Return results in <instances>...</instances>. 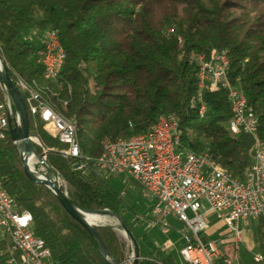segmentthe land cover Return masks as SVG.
Masks as SVG:
<instances>
[{"label":"trees","instance_id":"16d2710c","mask_svg":"<svg viewBox=\"0 0 264 264\" xmlns=\"http://www.w3.org/2000/svg\"><path fill=\"white\" fill-rule=\"evenodd\" d=\"M47 29L57 30L66 54L55 81L42 76L41 45L26 38L28 32ZM223 49L229 55L228 79L242 89L258 119L255 136L227 131L231 111L225 89L202 92V115L198 103L190 106L198 95L194 56ZM0 58L13 80L43 87L40 96L75 120L88 165L104 140L142 133L159 116L176 119L177 150L207 152L220 169L238 178L251 164L249 150L256 140L264 143V0H0ZM21 95L29 133L42 144L35 151L65 181L69 200L84 209L115 213L138 243L137 264H177L172 254L128 224L122 198L106 186L108 177L84 174L74 168L79 159L60 153L66 145L44 129L29 111L27 94ZM0 179L16 205L31 214L32 229L50 250L51 264L127 263L126 245L112 225L94 226L107 249L104 257L89 229L48 187L25 175L9 133L0 143ZM218 225L223 226L211 222L208 232ZM256 236L264 253L262 219Z\"/></svg>","mask_w":264,"mask_h":264},{"label":"built area","instance_id":"2783aa9c","mask_svg":"<svg viewBox=\"0 0 264 264\" xmlns=\"http://www.w3.org/2000/svg\"><path fill=\"white\" fill-rule=\"evenodd\" d=\"M224 57H229L226 49L214 51V62L204 61L203 54V61L197 63L198 95L195 99L203 101L204 90L225 89L231 111V117L226 122L228 132L255 136L257 117L247 104L242 89L225 83L229 71L223 70ZM60 58L64 55L59 48L57 31L47 29L42 33L37 62L45 73L57 79L62 68ZM13 82L20 93L27 94L32 102L30 113L38 117L50 135L66 145L60 153L64 157L79 159L75 169L101 177H121L139 185L151 200L146 217L148 228L158 225L166 230L171 227L169 218L180 224L178 231L185 240L184 246L179 249L180 264H241L229 254L222 253L217 241L210 239L208 231L211 222L219 221L225 227L227 239L241 242L250 219L264 221L262 141L256 140L249 150L251 164L243 178L232 174L219 176L218 163H213L207 152L177 150L179 131L176 119L159 116L143 132V138L132 139L130 135L112 139L88 165L89 158L78 156V148L72 141V123H60L59 118L41 108L37 98L25 89L20 78L16 77ZM204 108L203 103V110H198L200 115ZM18 122L12 100L0 81V143L9 133L10 126ZM29 139L34 150L35 145L42 146L35 134H30ZM24 155L22 152V157ZM50 259V250L32 229L31 214L16 205L14 198L2 187L0 179V264H51ZM252 262L264 264V253L254 254Z\"/></svg>","mask_w":264,"mask_h":264},{"label":"rangeland","instance_id":"374dc122","mask_svg":"<svg viewBox=\"0 0 264 264\" xmlns=\"http://www.w3.org/2000/svg\"><path fill=\"white\" fill-rule=\"evenodd\" d=\"M37 33V32H36ZM26 38L31 40H36L35 31L28 32L26 34ZM1 60V58H0ZM4 66V64L2 65ZM45 129V128H44ZM46 130V129H45ZM47 131V130H46ZM43 152L46 149L42 148ZM39 154V153H38ZM37 168L42 171L44 167L37 162ZM59 179H61L64 184L65 181L58 174L56 175ZM106 180V186L112 189L116 194L120 195L122 198V207H123V215L128 224L137 231L138 234L146 233L147 236L153 241L155 245L158 247H166L167 252L172 254L177 262V264L181 263V259L179 256V249L184 246L185 240L182 237L181 233L177 232L176 229H179V225L177 227L171 226L164 230L160 226L156 225L154 227L148 228L146 226V217L148 216L149 210V200L146 194L142 192L143 190H139L140 186H136L133 184V181H126L121 177H108ZM140 191L135 192L134 187ZM66 187V184H65ZM124 192V194H122ZM132 208H135L139 215L138 223H135V218L137 215L134 213ZM257 219H250L247 227L244 228L243 240L241 242H235L234 240L227 239L225 233L224 226H217V230L210 234V239L217 241L219 250L222 253L229 254L232 258L237 259L241 262V264H251L252 257L254 254L260 252V248L258 245V239L256 236V227H257ZM96 224H110L113 226L117 235L121 240L124 241L127 248V263L132 264V244L129 238L123 232V229L120 223L114 218L110 217L103 221H98ZM214 223H212L211 227H214ZM172 231H175L172 233ZM226 238V239H224Z\"/></svg>","mask_w":264,"mask_h":264},{"label":"water","instance_id":"95a60500","mask_svg":"<svg viewBox=\"0 0 264 264\" xmlns=\"http://www.w3.org/2000/svg\"><path fill=\"white\" fill-rule=\"evenodd\" d=\"M0 63H1V67H0V81L5 85V87L7 89V92H8V94H9L11 100H12L13 106H14L17 114H18V118H19V122L17 124H14L13 126L12 125L10 126V128H9V136H10L11 141L16 145V147L18 149L20 160L22 162L23 171H24L25 175L29 179H31L33 181H36V182H39V183H42L46 187H48L57 196V198L60 200L63 208L70 215H72L74 218H76L79 222H81L83 225H85L89 229V231L91 232V234L93 235V237L97 241L98 246H99V250H100V252L102 253V255L104 257L106 256L107 249H106L104 243L102 242L101 238L98 236L96 230L94 229V226H96L98 224H96V223L88 224L85 221H83L79 217V215L74 211L73 207H76L78 209H83V210H86V211H90V212H97V213L109 212L110 215L112 217H114L120 223L124 234L131 241L132 248H133L132 256H131L132 259H133V263L132 264H137L138 263V258H139V246H138V243H137L136 239L134 238L133 234L131 233V231L121 221V219L109 209L88 210V209H84V208H81V207L73 204L69 200L66 187H65V189H61L59 187V183L53 180V178L51 177V175L53 174V171L51 170V168H49L47 166V164L43 160V155L42 154H38L33 149L32 144L30 142V139H29L30 133H29L28 110H27L26 104L24 102V99H23L19 89L15 86L12 78L9 76L7 69L4 66H2L3 65L2 59L0 60ZM32 151L38 157V162L44 167V170H46L45 177H43V178H35L29 172V169H28V166H27V156ZM22 152L25 153V155L23 157H22ZM108 264H116V263H114V261L111 260V261H108Z\"/></svg>","mask_w":264,"mask_h":264},{"label":"bare ground","instance_id":"6f19581e","mask_svg":"<svg viewBox=\"0 0 264 264\" xmlns=\"http://www.w3.org/2000/svg\"><path fill=\"white\" fill-rule=\"evenodd\" d=\"M57 38H58V42H59V48L61 49V52L64 55V58H60V67H62L66 54H65L63 46L61 45V43L59 41L58 32H57ZM194 60H195L196 64L199 63V62H202L203 61V54L195 55L194 56ZM204 61H206V62H214V54H212L209 57H206L204 55ZM0 67H1V63H0ZM42 69H43V67H42ZM223 70L229 71V57H224ZM42 76L46 80H50V81H55L56 80L53 77H51V75L45 73L44 69H43V75ZM225 83H231V81L228 79V76H225ZM22 85L25 87V89H28V92H31L33 97L37 98V104L41 108H46L50 115H55V118H59L60 123H72V141L74 143V146H77V148H78V156H83L81 151H80V149H79V146H78L77 127H76L75 120L73 118H65L64 116L59 114L58 111L56 112L53 109V107L51 106V104L47 100H45L44 98H42L40 96V91H42L43 87L40 88V87L36 86L35 88H32L28 84H26L25 81H22ZM45 88H47V87H45ZM210 91H213V90H210ZM69 92H70V90H69ZM197 103L199 104V109L198 110H203V101H198V99H193L191 101V106L196 105ZM66 104H67V101H63L62 102V106L63 107H66ZM173 118L174 117H172V116H165V119H173ZM72 119H73V121H72ZM225 127H226V129L228 131V126L226 125V123H225ZM257 127H258V119H256V128ZM141 138H143V132L142 133H138V134L136 133V134L132 135V139H141ZM111 140L112 139L104 140L103 143H102V147H106L107 143L111 142ZM208 157H210L209 154H208ZM37 162H38V157L32 151L27 156V166H28L29 172L35 178H43V177H45L46 170L43 169L42 171H40L37 168ZM213 163H216L214 159H213ZM217 173H218L219 176H231V173L220 169L218 166H217ZM51 177L53 178L54 181L59 183V187L61 189H65V184H64V182L61 179L56 177L54 174H52ZM73 209L79 215V217L83 221L88 223V224L96 223L98 221H103V220H105L107 218L112 217L109 212H101V213L90 212V211H86V210H83V209H78L76 207H73Z\"/></svg>","mask_w":264,"mask_h":264},{"label":"crops","instance_id":"0c3cea01","mask_svg":"<svg viewBox=\"0 0 264 264\" xmlns=\"http://www.w3.org/2000/svg\"><path fill=\"white\" fill-rule=\"evenodd\" d=\"M35 34H36V43L37 44H39V45H41V42H42V34H38V33H36L35 32ZM133 184H135L136 186H138L139 187V185H137L136 183H134L133 182ZM134 187V190H135V192H138L139 190H142V188L140 187V189L138 190L137 189V187ZM140 192V191H139ZM142 192H144V191H142ZM144 194H146L145 192H144ZM147 196V195H146ZM148 197V196H147ZM148 200H149V209H150V204H151V200L149 199V197H148ZM149 211V210H148ZM139 216V215H138ZM169 221H170V224H171V226L173 225V226H175V227H177L178 225L180 226V224L174 219V218H169ZM178 224V225H177ZM180 228V227H179ZM176 231L177 232H179L178 231V229H176ZM175 231H172V233H174ZM180 233V232H179ZM213 233V232H212ZM211 234V233H210ZM162 249H164L165 251H167V249H166V247H162Z\"/></svg>","mask_w":264,"mask_h":264}]
</instances>
